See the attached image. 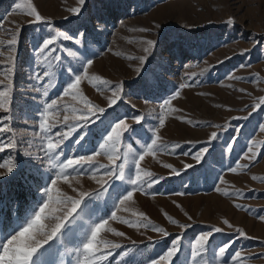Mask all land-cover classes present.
Returning a JSON list of instances; mask_svg holds the SVG:
<instances>
[{"label": "rangeland", "instance_id": "obj_1", "mask_svg": "<svg viewBox=\"0 0 264 264\" xmlns=\"http://www.w3.org/2000/svg\"><path fill=\"white\" fill-rule=\"evenodd\" d=\"M14 2L18 0H0V26H3L0 29V40L6 41L9 38V33L5 29H13L17 24H23L17 53L12 126L18 134L29 139L32 132L38 130L35 128V121L29 119L27 113L39 103V97L30 90L25 91L32 83L28 76L34 67L33 45L37 26L26 23L31 18L20 11H13ZM33 2L38 11L51 18L58 28L70 33L79 29L85 34L86 40L91 41V48L97 55L91 57L94 65L89 75H100L113 83H124L126 95L123 103L116 109L121 115L127 113L130 117L147 114L153 109L158 110L162 100L187 79L193 86L183 89L180 97L173 101V106L182 109V112L169 115L165 128L161 130L164 140L180 143L189 140L205 141L210 132L215 130L204 126L194 128L184 121L177 120L175 118L177 115L194 121L220 124L230 121L234 126L226 132L219 133L221 137L219 141L212 142L216 145L225 141H236L234 151L230 154L225 152L223 158L217 151L214 157L206 155L204 161L197 163L191 155L186 157L178 152L176 156H169L160 153L157 157L159 161L171 163L178 169H182L184 164L194 166L191 169H183L180 176L170 174V170L163 168L162 163H158L157 159L151 156L141 161V167L155 172L158 176L162 175L165 179L155 185L159 191L154 198L151 195L137 193L134 197L135 203L129 205V212L118 214L131 216L133 211H143L156 223L166 227L171 233L169 237L156 244L155 242L160 239L159 234L147 231L141 235L134 229L115 223L113 227L125 231L137 242L136 245L110 233H102V236L122 242L125 248H133L137 253L133 264H147L149 259L156 258L157 254L181 232L178 227L166 220L163 215L166 211L183 223H192V228L187 230L183 238L185 248L190 246L194 235L208 231L210 226L216 225L225 228L224 233L214 234L217 244L235 241L229 252L242 251L243 257H250L246 264H264V220L259 218L264 216V181L252 179L253 176L264 177L262 158L264 147H261L264 143V132H261L259 127L264 124V110L252 108L257 97L264 96V0H86L79 16L68 11L78 6V0ZM229 17L234 18L235 24L225 23ZM156 24H159L160 28H156ZM94 26L102 27V34L97 36ZM142 27H148L152 31L147 33L133 31ZM144 39L156 40L158 48L153 51L155 59L149 57V62L143 65V71L137 74L139 61L127 57L144 54V45L141 43ZM61 44L66 49L79 48L75 45V40L62 41ZM109 49L112 51L109 52ZM6 54L0 56V60H4ZM57 54L62 56L64 64L70 61L75 63L67 56V52ZM56 71L59 74L63 70ZM186 73L193 75L186 76ZM256 74L259 82L255 78ZM230 76H241L243 79H229ZM0 79L4 77L0 76ZM145 82L151 85V88H144ZM229 84L232 87H228ZM241 88L246 91L240 92ZM61 89L62 85L58 83L51 97L56 98L58 93L62 94ZM81 89L94 103L107 107L104 97L110 93L101 95L87 80L81 83ZM65 100L75 103L71 97H66ZM146 100L148 103H145ZM229 108L232 110L229 111ZM109 113H112L110 108L105 115ZM3 114L0 111V115ZM234 116H247L248 119L233 120ZM128 123L133 127L137 126L131 119ZM156 123L155 119L147 115L143 122L145 130ZM253 141L256 142L254 151L260 152L261 155L257 156L255 162H250L242 157L247 151L246 145L252 144ZM35 143L38 144V141ZM94 143L96 138H91L90 144ZM90 144L85 147H89ZM201 146L197 143L191 151H198ZM73 147L79 149L78 145ZM184 147L185 150L190 149L188 144H184ZM20 148V152L12 153L18 164L28 159L22 154L24 145L21 144ZM40 155L42 156V153ZM8 158V150L0 153V162ZM97 159L100 163H109L106 157L101 156ZM236 162L249 163L250 167L238 169L237 173L229 172V166L234 167ZM32 163L38 162L33 160ZM38 166L41 171L47 167L46 163ZM218 176H223L226 183L220 185ZM72 179L74 185L75 180L79 179L83 189L93 190L99 187L89 176ZM213 184L230 193L240 189L242 196L226 197L222 193H217ZM0 188L3 189V198L8 205L0 213L5 218L4 224H0V229L5 232L11 231L15 235L19 231L17 223H24L18 218L24 215L26 209L35 205L40 199V193L37 192L35 180L32 179L27 165L14 176L0 177ZM62 190L69 195H75L67 186L62 185ZM174 192H185L186 195L176 196ZM173 201L180 204L184 211L193 217V221H188ZM95 203L103 207V201ZM236 204L243 205V208H237ZM99 214L103 215L102 212ZM224 219L234 227L243 228L252 239L237 238V233L223 224ZM12 228H15V231H12ZM149 236L152 237L151 241L148 239ZM152 244H155L154 248L149 246ZM74 248V243L65 241L55 257L56 264H61V261L65 264L72 261ZM119 259L117 255L112 264H116Z\"/></svg>", "mask_w": 264, "mask_h": 264}, {"label": "snow or ice", "instance_id": "obj_2", "mask_svg": "<svg viewBox=\"0 0 264 264\" xmlns=\"http://www.w3.org/2000/svg\"><path fill=\"white\" fill-rule=\"evenodd\" d=\"M85 3L86 0H78V6L68 11L79 16ZM13 11H20L31 18L26 23L37 26L33 45L34 67L28 76L32 83L25 91L30 90L39 97V103L27 113L28 118L35 121V128L38 130L32 132L31 138L25 139L12 126L17 53L23 29V24H17L13 29H5L9 33L6 41L0 40V56H5L7 53L6 58L0 60V76L4 77L0 79V111L4 113L0 115V153L8 150L9 154L8 159L0 162V169L4 170L0 171V177L14 176L27 165L32 179L35 180L37 192L40 193V199L18 218L24 223H17L16 227L19 231L15 235L11 231L5 232L0 229V250H2L0 264H56L55 257L59 247L65 241L75 244L74 259L67 264H112L117 255L120 259L116 261V264H133L137 256L133 248H125L122 242L102 236V233H110L114 237L128 240L132 245H136L135 240H132L125 231L113 227V223L134 229L141 235L147 231L157 233L160 239L155 242L156 244L171 235L166 227L156 223L143 211H133L131 216L118 214L129 212V205L135 203L134 197L137 193L151 195L154 198L159 191L155 185L165 179L164 176H158L155 172L141 167V161L147 156L157 159L160 153L176 156L178 152L186 157L191 155L197 163L204 161L206 155L210 158L214 157L217 151L223 158L225 152L230 154L234 151L233 146L236 141H225L223 144L216 145L212 142L219 141L221 139L219 133L226 132L234 126L230 121L220 124L211 121H194L183 115H177L175 117L177 120L184 121L194 128L204 126L215 130L210 132L205 141L189 140L184 143L165 141L161 130L165 128L169 115L182 112V109L173 106V101L180 97L183 89L192 87V83H189L187 79L180 83L171 95L162 100L158 110L153 109L147 114H136L130 117L127 113L121 115L116 109L124 101L125 85L123 82L113 83L100 75H89L94 65L91 57L97 53L91 48V41L86 40L84 33L79 29L71 33L61 30L51 18L38 11L33 0L14 2ZM225 23L233 25L235 20L229 17ZM2 27L0 26V29ZM155 27L160 28V25L156 24ZM94 30L97 36L103 31L100 26H94ZM133 31L147 33L152 29L142 27ZM73 40L75 45L79 46L76 50L62 47V41ZM141 43L144 45V54L127 57L130 60L139 61V66L136 68L137 74L143 71V65L149 62V57L155 59L153 51L158 48V43L154 39H144ZM160 43L162 44L163 40ZM58 52H67V56L71 57L75 63L70 61L64 64ZM56 69L63 71L58 74ZM255 78L259 82L258 74ZM229 79L242 80L243 77L230 76ZM85 80L101 95L110 93L104 97L107 107L94 103L84 94L81 83ZM58 83L62 85V94L58 93L56 98H52L51 93ZM227 86L232 87L231 84ZM143 87L149 89L151 85L145 82ZM239 91L246 90L241 88ZM248 95L250 96L251 93ZM66 97H71L75 103L67 102ZM145 103L148 101L146 100ZM216 107L224 106L216 105ZM109 108L112 109V113L105 115ZM252 108L264 110V96L257 97ZM146 115L157 121L147 130L143 124ZM129 119L137 126L133 127L129 124ZM232 119L247 120L248 117L234 116ZM25 123L27 124V120ZM259 127L260 131L264 132V124ZM91 138H96V143L90 144ZM70 140L71 143H69ZM35 141H38V144ZM197 143L202 145L200 149L191 151ZM21 144L24 145L22 154L28 159L18 164L12 153L20 152ZM89 144V147H85ZM184 144H188L190 149L185 150ZM73 145H78L79 149ZM246 147L247 151L242 158L255 162L257 156L261 155L260 152L254 151L256 142L253 141ZM261 147H264V143ZM101 156L106 157L109 163H100L97 158ZM33 160L38 163H32ZM157 162L162 163L163 168L170 170V174L174 176H180L183 169L194 167L192 164H184L182 169H178L171 163H163L158 159ZM44 163L47 167L41 171L38 164ZM249 167V163L236 162L234 167L229 166L228 171L237 173L238 169L243 170ZM79 176H89L99 187L93 190L83 189L79 179L75 180L74 185L72 178ZM217 179L220 185L226 183L223 176H218ZM252 179L264 181V177L260 176H253ZM62 185L71 189L75 195H69L63 191ZM213 187L217 193H222L226 197L242 196L240 189L230 193L215 184ZM174 195L184 196L186 193L174 192ZM97 201H103V207L96 204ZM173 204L183 212L188 221H193V217L184 211L180 204L176 201H173ZM7 206L3 198V189L0 188V213ZM235 206L243 208L240 204ZM100 212L103 215H100ZM163 215L181 232L157 254L156 258L149 259L147 264H229V261L231 264H246V261L250 259V257H243L240 250L228 251L235 241L217 244L214 234L224 233L225 228L216 225L210 226L208 231H201L198 235H194L190 246L185 248L183 238L187 230L192 228V223H183L166 211ZM259 218L264 220V216ZM4 222L5 218L0 214V224ZM223 224L237 233V238L252 239L243 228L234 227L227 219L223 220ZM12 231H15V228H12ZM148 239L151 241L152 237L149 236ZM149 246L154 248L155 244ZM110 257L112 259H109ZM61 264L65 262L61 261Z\"/></svg>", "mask_w": 264, "mask_h": 264}]
</instances>
